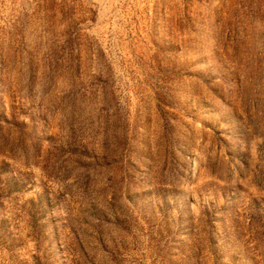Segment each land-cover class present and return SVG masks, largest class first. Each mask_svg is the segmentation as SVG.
Segmentation results:
<instances>
[{"label": "rangeland", "instance_id": "1", "mask_svg": "<svg viewBox=\"0 0 264 264\" xmlns=\"http://www.w3.org/2000/svg\"><path fill=\"white\" fill-rule=\"evenodd\" d=\"M0 264H264V0H0Z\"/></svg>", "mask_w": 264, "mask_h": 264}]
</instances>
